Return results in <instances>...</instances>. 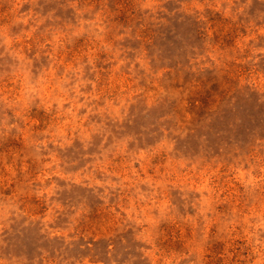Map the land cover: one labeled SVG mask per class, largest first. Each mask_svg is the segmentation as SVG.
Segmentation results:
<instances>
[{"label":"rangeland","instance_id":"rangeland-1","mask_svg":"<svg viewBox=\"0 0 264 264\" xmlns=\"http://www.w3.org/2000/svg\"><path fill=\"white\" fill-rule=\"evenodd\" d=\"M0 264H264V0H0Z\"/></svg>","mask_w":264,"mask_h":264}]
</instances>
